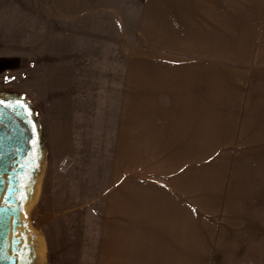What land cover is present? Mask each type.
Returning a JSON list of instances; mask_svg holds the SVG:
<instances>
[{"label":"rangeland","instance_id":"obj_1","mask_svg":"<svg viewBox=\"0 0 264 264\" xmlns=\"http://www.w3.org/2000/svg\"><path fill=\"white\" fill-rule=\"evenodd\" d=\"M231 5L234 72L218 76L214 123L204 109L211 122L201 124L199 140L132 139L141 125L118 123L126 56L81 42L79 15L70 20L52 11L64 9L65 0H0V93L24 96L38 118L33 113L42 159L30 207L47 229L55 221L63 226L82 261L92 263L112 233L118 246L136 247L138 264H145L149 250L177 243L180 212L185 242L191 239L198 200L213 206L209 223L222 238L225 221L244 206L235 202L264 201V0ZM101 91L103 115L91 117ZM50 173L48 185L62 179L66 193L56 219L49 203L39 204Z\"/></svg>","mask_w":264,"mask_h":264},{"label":"crops","instance_id":"obj_2","mask_svg":"<svg viewBox=\"0 0 264 264\" xmlns=\"http://www.w3.org/2000/svg\"><path fill=\"white\" fill-rule=\"evenodd\" d=\"M231 1L65 0L64 9L52 11L70 20L79 15L81 42L106 44L126 56L124 84L118 87L122 99L118 123L141 125L138 132L134 129L132 139L199 140L201 124L211 122L202 118L204 109L209 114L212 110L214 123L218 76L234 72ZM241 58L249 60L248 54ZM243 61L241 65L248 64ZM101 92L102 102L92 106L91 117L103 115ZM160 110V119H154L153 112ZM50 178L52 173L44 180L39 204L49 203L50 218L56 219L66 193L61 189L64 180L48 185ZM115 195L116 190L108 200L113 202ZM240 199L248 201L235 202L244 206L236 218L225 221L223 238L209 223L211 203L202 205L198 200L193 204L187 243L184 213L180 212L177 243L169 240L158 254L149 250L145 264H264V201ZM227 210L224 214H229ZM113 212V205L108 206L107 213ZM38 225L46 238L50 264H138L136 247L118 246L115 234L110 233L109 242L107 237L99 245L91 263L79 259L73 244H66L63 226L57 221L48 229ZM202 228L207 238H202Z\"/></svg>","mask_w":264,"mask_h":264},{"label":"water","instance_id":"obj_3","mask_svg":"<svg viewBox=\"0 0 264 264\" xmlns=\"http://www.w3.org/2000/svg\"><path fill=\"white\" fill-rule=\"evenodd\" d=\"M31 111L32 108L22 99L8 101L0 99V202L2 198L6 200L14 185L15 174L10 167L15 157L18 156V161L28 152L29 163H25V168L37 164V131ZM23 172L24 169L20 167L18 174ZM15 179L17 180L16 176ZM24 187L25 184H22L20 189L25 195ZM15 228L16 217L13 210L0 204V264H15V259L11 255L14 251Z\"/></svg>","mask_w":264,"mask_h":264},{"label":"flooded vegetation","instance_id":"obj_4","mask_svg":"<svg viewBox=\"0 0 264 264\" xmlns=\"http://www.w3.org/2000/svg\"><path fill=\"white\" fill-rule=\"evenodd\" d=\"M0 99L8 101L19 98H7L0 95ZM31 115L33 116V111H31ZM17 159L18 156L15 157L10 167L15 174L11 193L6 197V200L2 198L0 202V204L10 207L16 217L14 251L11 252V255L15 259V264H50L45 235L34 218L35 210L30 207L31 195L37 185L35 177L39 174V165L42 159V147L38 140V133L36 141L37 164L28 169L25 168V163H29L28 152L22 157V159L18 161ZM20 167L24 169V172L18 174V169ZM15 176L17 177V180L15 179ZM24 177H27L26 180L23 179ZM22 184H25V195L20 189ZM12 237L13 230L11 238Z\"/></svg>","mask_w":264,"mask_h":264},{"label":"trees","instance_id":"obj_5","mask_svg":"<svg viewBox=\"0 0 264 264\" xmlns=\"http://www.w3.org/2000/svg\"><path fill=\"white\" fill-rule=\"evenodd\" d=\"M4 93L7 95V96H5L7 98H19V99H22L25 103H27L32 108L33 113L36 116V112H35V109H34L33 105L31 104L30 101H27V99L24 96L19 95L18 93H15V92H4ZM0 95H1V93H0ZM36 119H37V122H38L37 116H36ZM41 132L42 131H40V133ZM45 147H47V146H45Z\"/></svg>","mask_w":264,"mask_h":264}]
</instances>
